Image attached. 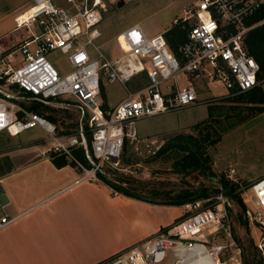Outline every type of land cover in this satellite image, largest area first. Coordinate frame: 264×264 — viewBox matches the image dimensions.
I'll return each mask as SVG.
<instances>
[{
  "label": "built area",
  "instance_id": "obj_1",
  "mask_svg": "<svg viewBox=\"0 0 264 264\" xmlns=\"http://www.w3.org/2000/svg\"><path fill=\"white\" fill-rule=\"evenodd\" d=\"M67 2L73 11L52 0H33L30 8L14 18L15 29L22 30L23 35L7 47L0 42V132L15 136L40 127L53 141L49 151L73 161L82 172L81 180L101 181L98 173L103 172V166L120 167L125 140L136 138V120L196 103L194 84L190 80L181 84V74L191 79L200 76L206 83L220 82L231 95L259 83V65L247 54L242 40L254 26L245 25V21L264 0H192L183 8V15L173 21L189 26L186 40L177 48L178 56L169 49L163 32L149 36L139 23H133L116 34L115 43L121 53L112 58L99 42L104 2ZM52 51L66 54L68 72L62 73L48 59ZM142 73L146 82L137 90H127L113 106H103L99 98L103 80L126 85ZM61 97L75 101L78 125L73 133H58L55 123L20 101L32 99L49 104ZM75 149H82L88 165L74 156ZM234 173L235 169L230 168L228 178L232 179ZM246 187L244 202L253 204L255 219L263 223L264 176L250 180ZM214 202L205 208H197V201L185 204L189 210L186 217L98 264H159L168 252L172 255L170 264H225L219 255L224 245L209 248L202 233L204 226L212 234L218 227L211 229L210 225L228 222V197L218 194ZM4 207L0 201V227L11 220Z\"/></svg>",
  "mask_w": 264,
  "mask_h": 264
},
{
  "label": "rangeland",
  "instance_id": "obj_2",
  "mask_svg": "<svg viewBox=\"0 0 264 264\" xmlns=\"http://www.w3.org/2000/svg\"><path fill=\"white\" fill-rule=\"evenodd\" d=\"M102 1L105 4V10L102 12L99 42L105 53L112 58L121 53L115 43L117 33L137 22H142L151 35L162 32L172 25L175 18L183 15V8L190 5L192 0ZM17 32L20 34L21 31ZM8 39L0 40L3 47L14 44L16 41H7ZM17 57L21 58V55L17 54ZM48 59L62 73L70 70L66 54L52 51L48 54ZM103 81L105 98L109 103L126 96L128 83L124 85L120 82ZM145 81V77L142 76L129 83L127 88L134 89L137 85L144 84ZM193 84L197 87L199 101L197 100L192 106L136 120L134 125L137 131L136 138L126 139L123 150L124 160L118 164L119 168L104 167L106 179L111 182L113 190H118L116 192H119L118 187H123L145 199L163 202L180 191L218 188L217 179L222 175L227 176L228 170L234 168L235 173L232 180L239 183L240 197L246 207L245 215L241 214L239 204L228 198V222L222 225H210L211 229L218 227L212 234H209L208 227L204 226L202 233L206 237L209 248L212 245H224L219 255L225 264H264V213L262 214L263 223L258 222L255 219L256 209L253 204L249 201L244 202V198L246 199L248 195L246 186L249 181L264 175V116H255L258 111L248 109L244 104L246 102L233 101L239 103L237 110H240V114L232 115L231 118H223L220 127H226V130L221 140L208 149L211 157L208 171L178 173L172 167V157H160L149 161L170 135L178 132H193L191 126L207 116L206 99L225 91L220 82L196 81ZM99 98L103 100L101 96ZM20 101L23 103V100ZM32 101L36 100L25 99L24 103L31 105ZM74 103L72 97H61L45 104L54 109L48 112L57 119L53 123L59 129L70 131V133L75 132L78 125V113ZM247 120L248 122L243 125ZM240 125L243 126L239 127ZM42 137H46L44 131L34 126L13 137L6 132L3 133L2 144L16 145L31 141L32 147L37 146L39 150L52 147L53 141L38 139ZM80 173L82 175L81 171ZM210 194L211 196L207 199L197 200L199 203L197 208H205V202L208 199L215 203L216 195L221 193L210 192ZM222 196L225 195L222 194ZM181 208L180 217L184 218L189 210L185 204H182ZM242 217L247 219L246 222L242 221ZM170 258L171 253L168 252L166 258L159 264H167Z\"/></svg>",
  "mask_w": 264,
  "mask_h": 264
},
{
  "label": "crops",
  "instance_id": "obj_3",
  "mask_svg": "<svg viewBox=\"0 0 264 264\" xmlns=\"http://www.w3.org/2000/svg\"><path fill=\"white\" fill-rule=\"evenodd\" d=\"M52 1L73 11L67 1ZM32 4L33 0H0V40H17L23 35L22 30L15 29L14 18ZM137 23L146 35L152 36L142 22ZM142 76L145 77L144 73L127 86ZM181 80L183 85L189 80L192 84L206 83L200 76L191 79L186 74H181ZM101 84L104 88V81ZM257 85L264 94V81ZM127 86L126 94L127 90L138 89V85L134 89ZM232 96L225 90L215 97H206L207 113V105L219 99L224 105H233L229 98ZM120 100L109 103L105 98V103L110 107ZM244 104L262 106L255 116H264V102L255 100ZM3 133L0 132V192L3 191L0 201L11 220L0 227V264H98L181 219V205L114 193L102 181L81 180L75 164L62 167L53 164L48 154L50 147L39 150L37 146L32 147L31 141L3 145ZM38 139L47 140L46 137ZM171 261L172 255L167 264Z\"/></svg>",
  "mask_w": 264,
  "mask_h": 264
},
{
  "label": "trees",
  "instance_id": "obj_4",
  "mask_svg": "<svg viewBox=\"0 0 264 264\" xmlns=\"http://www.w3.org/2000/svg\"><path fill=\"white\" fill-rule=\"evenodd\" d=\"M262 20H264V2L262 3L260 9L245 21V25L254 26L245 33L242 40L244 49L247 54L253 56V58L259 65V71L257 72L256 78L260 83L264 81V23H260V21ZM188 28L189 26L186 22H178L172 23L170 27L163 31V36L166 39L169 49L176 56H178V46L186 40ZM228 28L232 30L231 27ZM1 82L2 80H0V83ZM139 86L141 85H138V87ZM24 94L25 96H30L28 93ZM100 96L103 98V106L106 107L104 88L102 84L100 85ZM229 98L231 99V101L242 103L254 102L255 100H259L260 103L264 102V94L260 85H255L253 88L245 92L234 94ZM235 102L233 105H224L219 99L215 103H209L207 105V116L191 126V130L193 132H178L170 135L165 139L164 143L154 152L152 158L149 159V161L160 157H172V167L178 173L186 174L194 171L205 172L210 170L211 157L208 153V149L215 146L221 140L223 133H225L224 131L226 130V127H220L223 118H231L233 117L232 115L238 116L240 114V110H237L239 103ZM22 104H24L29 110L41 114L49 121L55 122L57 120L54 115L48 113L49 111H52L54 109L48 105H45L46 103L40 101H32L31 105H27L24 102ZM247 108L260 111L263 107L247 106ZM84 126L87 127L86 122L84 123ZM57 130L58 133H70V131L59 129L58 126ZM86 137L88 140H90V133L88 131H86ZM126 142L127 141L125 140L123 150ZM123 150L120 156V164L122 163L121 161L124 160ZM74 156L84 164L88 165L82 149H75ZM49 157L56 167H62L66 164H74V162L69 160L64 154L50 152ZM105 166H103L102 168L103 172H99L98 174L102 182L109 184L112 187L111 182L107 181L106 179V171L104 168ZM217 181L219 183L218 188L203 189L201 191L184 190L178 192L177 194L171 196L169 199L163 202H156L152 200L149 201L155 203L182 205L195 202L199 199H207L211 196L210 192H215L221 193L227 196L229 199L236 201L241 208V214L245 215L246 207L240 197V191L238 190L239 183L235 180L229 179L224 175L219 177ZM118 188V193L145 199L137 194L131 193L123 187ZM205 204L206 207H208L209 205L212 206L213 201H210L208 199ZM241 219L243 222H246L247 220L245 217H242Z\"/></svg>",
  "mask_w": 264,
  "mask_h": 264
},
{
  "label": "bare ground",
  "instance_id": "obj_5",
  "mask_svg": "<svg viewBox=\"0 0 264 264\" xmlns=\"http://www.w3.org/2000/svg\"><path fill=\"white\" fill-rule=\"evenodd\" d=\"M30 12H27L26 14H24V17H26Z\"/></svg>",
  "mask_w": 264,
  "mask_h": 264
},
{
  "label": "water",
  "instance_id": "obj_6",
  "mask_svg": "<svg viewBox=\"0 0 264 264\" xmlns=\"http://www.w3.org/2000/svg\"><path fill=\"white\" fill-rule=\"evenodd\" d=\"M100 172H102V171H100Z\"/></svg>",
  "mask_w": 264,
  "mask_h": 264
}]
</instances>
